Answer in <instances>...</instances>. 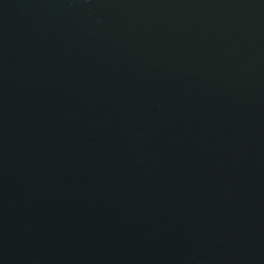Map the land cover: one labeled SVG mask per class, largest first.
Wrapping results in <instances>:
<instances>
[{
    "label": "water",
    "instance_id": "water-1",
    "mask_svg": "<svg viewBox=\"0 0 264 264\" xmlns=\"http://www.w3.org/2000/svg\"><path fill=\"white\" fill-rule=\"evenodd\" d=\"M0 264H264V0H0Z\"/></svg>",
    "mask_w": 264,
    "mask_h": 264
}]
</instances>
